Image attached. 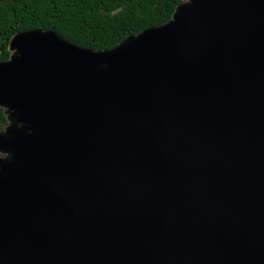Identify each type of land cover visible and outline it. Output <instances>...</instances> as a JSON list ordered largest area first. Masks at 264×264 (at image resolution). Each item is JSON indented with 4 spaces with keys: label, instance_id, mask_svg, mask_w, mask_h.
Returning a JSON list of instances; mask_svg holds the SVG:
<instances>
[{
    "label": "water",
    "instance_id": "water-1",
    "mask_svg": "<svg viewBox=\"0 0 264 264\" xmlns=\"http://www.w3.org/2000/svg\"><path fill=\"white\" fill-rule=\"evenodd\" d=\"M0 61V264H264V0H182L94 49Z\"/></svg>",
    "mask_w": 264,
    "mask_h": 264
},
{
    "label": "trees",
    "instance_id": "trees-1",
    "mask_svg": "<svg viewBox=\"0 0 264 264\" xmlns=\"http://www.w3.org/2000/svg\"><path fill=\"white\" fill-rule=\"evenodd\" d=\"M182 0H0V61L20 31H58L94 49L112 47L146 27L168 21ZM7 116L0 106V130Z\"/></svg>",
    "mask_w": 264,
    "mask_h": 264
},
{
    "label": "rangeland",
    "instance_id": "rangeland-1",
    "mask_svg": "<svg viewBox=\"0 0 264 264\" xmlns=\"http://www.w3.org/2000/svg\"><path fill=\"white\" fill-rule=\"evenodd\" d=\"M1 107H3V106H1ZM3 108L5 109V107H3ZM5 114H6V116H7L6 110H5Z\"/></svg>",
    "mask_w": 264,
    "mask_h": 264
}]
</instances>
